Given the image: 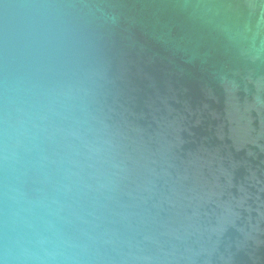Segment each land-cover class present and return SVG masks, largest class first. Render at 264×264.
<instances>
[{
  "label": "water",
  "instance_id": "water-1",
  "mask_svg": "<svg viewBox=\"0 0 264 264\" xmlns=\"http://www.w3.org/2000/svg\"><path fill=\"white\" fill-rule=\"evenodd\" d=\"M0 264H264V0H0Z\"/></svg>",
  "mask_w": 264,
  "mask_h": 264
}]
</instances>
